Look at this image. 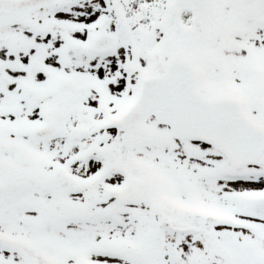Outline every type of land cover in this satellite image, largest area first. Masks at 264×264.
<instances>
[{
    "label": "snow or ice",
    "instance_id": "6c2138e0",
    "mask_svg": "<svg viewBox=\"0 0 264 264\" xmlns=\"http://www.w3.org/2000/svg\"><path fill=\"white\" fill-rule=\"evenodd\" d=\"M0 264H264V0H0Z\"/></svg>",
    "mask_w": 264,
    "mask_h": 264
}]
</instances>
